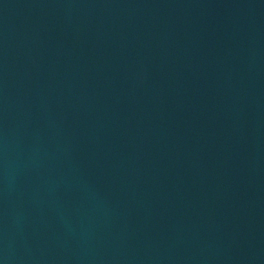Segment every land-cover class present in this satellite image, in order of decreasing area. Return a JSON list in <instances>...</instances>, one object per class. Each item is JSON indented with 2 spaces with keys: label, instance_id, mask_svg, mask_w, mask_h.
<instances>
[{
  "label": "water",
  "instance_id": "1",
  "mask_svg": "<svg viewBox=\"0 0 264 264\" xmlns=\"http://www.w3.org/2000/svg\"><path fill=\"white\" fill-rule=\"evenodd\" d=\"M0 264H264V0H0Z\"/></svg>",
  "mask_w": 264,
  "mask_h": 264
}]
</instances>
